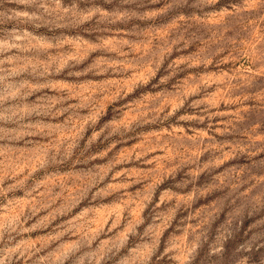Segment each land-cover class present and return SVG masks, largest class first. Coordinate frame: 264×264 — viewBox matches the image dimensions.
Returning a JSON list of instances; mask_svg holds the SVG:
<instances>
[{"label": "rangeland", "instance_id": "rangeland-1", "mask_svg": "<svg viewBox=\"0 0 264 264\" xmlns=\"http://www.w3.org/2000/svg\"><path fill=\"white\" fill-rule=\"evenodd\" d=\"M0 264H264V0H0Z\"/></svg>", "mask_w": 264, "mask_h": 264}]
</instances>
